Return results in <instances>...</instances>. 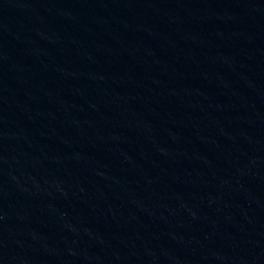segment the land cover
<instances>
[{
    "label": "water",
    "instance_id": "95a60500",
    "mask_svg": "<svg viewBox=\"0 0 264 264\" xmlns=\"http://www.w3.org/2000/svg\"><path fill=\"white\" fill-rule=\"evenodd\" d=\"M0 264H264V0H0Z\"/></svg>",
    "mask_w": 264,
    "mask_h": 264
}]
</instances>
